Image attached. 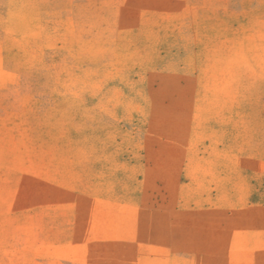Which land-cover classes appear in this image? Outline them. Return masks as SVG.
Here are the masks:
<instances>
[{
	"label": "rangeland",
	"instance_id": "rangeland-1",
	"mask_svg": "<svg viewBox=\"0 0 264 264\" xmlns=\"http://www.w3.org/2000/svg\"><path fill=\"white\" fill-rule=\"evenodd\" d=\"M0 264H264V0H0Z\"/></svg>",
	"mask_w": 264,
	"mask_h": 264
},
{
	"label": "crops",
	"instance_id": "crops-1",
	"mask_svg": "<svg viewBox=\"0 0 264 264\" xmlns=\"http://www.w3.org/2000/svg\"><path fill=\"white\" fill-rule=\"evenodd\" d=\"M249 231V230H248Z\"/></svg>",
	"mask_w": 264,
	"mask_h": 264
}]
</instances>
